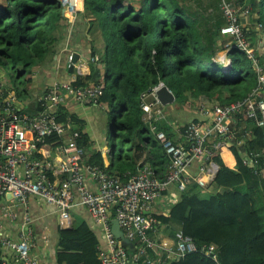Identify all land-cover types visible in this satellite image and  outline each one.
<instances>
[{"label": "trees", "instance_id": "16d2710c", "mask_svg": "<svg viewBox=\"0 0 264 264\" xmlns=\"http://www.w3.org/2000/svg\"><path fill=\"white\" fill-rule=\"evenodd\" d=\"M180 1L190 0H82L83 11L77 12L76 18L83 24L73 25L63 16L58 0H0V90L3 96L12 92L18 100H31L36 70L47 67L55 45L71 28H79V33L83 32L80 41L87 44L93 61H89V75H77L73 85H100L98 102L113 120L112 152L104 156L91 149L85 121L69 112V104L90 107L91 101L77 103L67 98L57 105L46 102V109L63 126L64 137L77 133L73 141L86 151L87 164L124 175L142 165L144 157L160 179L168 158L155 133L162 131L172 138L163 123H157L156 132H152L150 123L143 120L142 94L163 84L174 96V110L199 98L212 105L250 98L255 103V117L241 111L233 118L231 137L218 136L208 142L213 151L211 161L219 168L209 184L212 192L202 197L206 190L191 182L167 212L154 217L160 224L158 232L169 231L175 242L181 231L199 250L177 261L161 252L165 264H264V124L257 108L259 102L264 105V55L257 45L264 37V0H216L213 11L198 18L196 13L188 14ZM223 2L235 10L249 5L250 23L242 31L253 58L232 44L224 47L228 42L219 33L225 25ZM257 28L261 33L252 31ZM218 51H226V70L215 61ZM50 87L43 89V94ZM37 106L43 109L40 102ZM62 144L63 137L53 134L38 147L53 150ZM104 243L102 230L91 219L66 229L59 227L56 264H100L98 254ZM131 243L133 250L123 247L129 254L138 247L137 242ZM207 248L215 258L203 253ZM148 254L154 260L153 254ZM136 264L149 263L141 258Z\"/></svg>", "mask_w": 264, "mask_h": 264}, {"label": "built area", "instance_id": "2783aa9c", "mask_svg": "<svg viewBox=\"0 0 264 264\" xmlns=\"http://www.w3.org/2000/svg\"><path fill=\"white\" fill-rule=\"evenodd\" d=\"M58 1L67 17L76 15L82 5V0ZM221 10L225 25L219 33L228 42L224 47L232 44L253 58L237 10L224 2ZM73 82L75 78L67 83L52 84L48 92L35 101L37 110L34 114L20 107V101L14 93L8 92L3 96L0 90V196L10 194L12 202H16L15 206L5 210L4 218L13 222L16 220L14 208L18 206L22 211L17 241L7 237L0 220V264H40L31 252L34 237L31 228L33 219L29 212L31 197L54 207L61 228L71 226L74 209L84 208L93 224L103 233L105 247L99 250L100 264H136L141 258H145L149 264H165L160 256L167 251L168 246L167 242L159 239L160 224L153 213L155 204L171 187L181 193L191 182L204 188L213 179V151L207 147L209 140L218 136L231 137L233 118L241 111L244 110L248 117H255L253 100L248 98L226 105L201 103L199 113L202 119L190 121L183 131L185 140L178 143L162 131L156 132V125L164 115L155 96L159 84L141 95V110L143 120L150 123L152 132H156V139L168 158L167 170L162 179L144 163L139 164L134 172L124 175L110 174L98 166L87 164L86 151L73 141L76 132L68 133L66 143L55 149L62 158L51 170L40 156L46 153L45 150L38 146L44 143L45 138L53 134L64 137L66 132L46 109L45 103L57 105L71 98L77 103L89 100L95 107L103 106L98 102L102 95L99 84L79 88ZM38 102L43 107L41 111ZM257 108L264 115L262 102L257 104ZM197 162L201 163L199 172L197 176H191V167ZM48 174L54 178L62 174L64 178L50 180ZM89 183L93 184L94 189L89 188ZM114 219L118 221L124 237L138 243L134 253H127L112 235L111 221ZM177 236L173 254L178 259L199 251L191 237L181 231ZM202 251L215 258L211 248ZM149 252L153 254L154 260L150 259ZM5 257H9L10 261L5 260Z\"/></svg>", "mask_w": 264, "mask_h": 264}, {"label": "crops", "instance_id": "0c3cea01", "mask_svg": "<svg viewBox=\"0 0 264 264\" xmlns=\"http://www.w3.org/2000/svg\"><path fill=\"white\" fill-rule=\"evenodd\" d=\"M83 5V4H82ZM82 5H80L79 10H83ZM78 10V12H80ZM209 12V10H207ZM82 12V11H81ZM80 12V13H81ZM210 13V12H209ZM77 14V13H76ZM205 15V14H204ZM64 17L68 19L70 23H76L77 24H83L81 22L80 18H76V15L73 17H67L63 14ZM74 25V24H73ZM81 33H79V28H72L66 35V37L61 41L59 44L55 45L54 52L55 55L49 62L46 68H40L36 70L35 77L37 80L35 82V88L33 89L32 93V99L31 100H19L20 101V107H23L27 112L30 114H34L36 112V106L35 101L36 98L40 97L44 92L43 89L50 87L54 83H63L68 80L74 79L77 75L78 76H87L90 73L89 68V61H91L90 53L88 51V46L85 43V41L81 40ZM86 33V32H85ZM217 43L220 45V41H217ZM220 53H223V51H218L215 55V61H219L221 63V60L219 59ZM225 57V55H224ZM226 58V57H225ZM218 59V60H217ZM102 69V68H101ZM202 103V104H211L209 101H207L205 98H199L196 101H191L189 105H187V108H191L193 103ZM173 105V104H172ZM170 106H162L163 111V119L162 122L164 126H167L169 133L171 134V138L175 140L178 143L183 142L184 135L181 130H179L178 127H176L177 122L173 121L171 118V111H174V107ZM91 108H97L99 111L104 110L105 113L107 109L102 106V108H98L93 106V104L90 107L84 106V105H76L74 103L69 104V112L76 114L80 119L85 121V132L88 133L90 141H91V149L93 150H100L102 154L105 156L106 153L109 154L112 152V149L107 148L106 146V138L103 133H105L104 129H102L103 133L99 134L97 131L99 130V127L102 126V121L99 118L98 122L96 123L95 119L96 114L94 112H89V109ZM186 108V107H185ZM195 108V107H194ZM198 107L196 110L193 111V116L191 117L190 121L200 120L202 119L200 113H199ZM189 123V122H188ZM99 126L97 130L96 126ZM67 137H63V144L66 143ZM45 150V149H44ZM46 153L41 154V158L45 162V165L49 167L51 170L57 166L58 162L62 158V155L59 151L53 150H45ZM103 156V158H104ZM144 164H147L144 157L140 159V162ZM110 160L107 159L106 163L109 164ZM201 163L197 162L194 163V165L191 167L190 174L191 176H197L199 172V166ZM52 177V176H51ZM58 179L62 180L64 178V175L59 174ZM212 182V180L207 183V185L204 187L206 190L204 194H202V197H206L208 193L212 192L211 186L209 187V184ZM89 188H93V184L89 183ZM179 197V192L176 190L175 187L169 188L166 192L163 193L161 199L155 204L153 208L154 214H163L164 212H167L168 207L175 202ZM16 203V202H14ZM12 202V199L9 197L0 196V220L3 222L4 225V231L12 241H17L19 237V223L21 220V210L20 207L14 208V213L16 215L15 221H9L6 218H4L5 210L9 206H15ZM29 212L31 214V217L33 219L31 223V228L33 231V242H32V255L34 258L37 259V261L40 264H56L55 261V253L54 248L56 245V237H57V230L60 227L58 223L57 214L55 212L54 207H51L42 201L38 200L35 197L29 198ZM82 220H85L89 223L90 217L87 213V211L82 208L78 207L74 209L71 213V225H76L80 223ZM61 228V227H60ZM66 229V228H61ZM159 239L167 242L168 249L166 252H164L165 256L170 255L168 257L169 260H172L171 258H174L176 261L178 258L176 255L173 254L174 251H176L174 241L170 237L169 231H160ZM172 254V255H171ZM7 256V254H6ZM5 260H9V257H5ZM12 260V259H11Z\"/></svg>", "mask_w": 264, "mask_h": 264}, {"label": "rangeland", "instance_id": "374dc122", "mask_svg": "<svg viewBox=\"0 0 264 264\" xmlns=\"http://www.w3.org/2000/svg\"><path fill=\"white\" fill-rule=\"evenodd\" d=\"M216 3V0H190L189 2H183V1H180L179 4L180 5H183L185 8H187V13L188 14H191L192 13H196V15L194 17L198 18L200 15H208L210 14L209 12H212L213 11V7L216 5L214 4ZM198 4H200V6H198ZM207 4L208 5V10L209 12L207 11V9L205 8V10L203 9L204 5ZM217 8L220 10V6L219 4L217 5ZM240 9H237L236 13L239 15V19H240V22H241V25L243 27H246L249 25V18L250 17V9H249V5L248 4H244L242 5L241 7H239ZM80 12L83 11V10H79ZM244 11H247L245 14H244ZM254 15H252L253 17ZM256 17V16H254ZM252 31H257L258 33H261V29L260 28H257V29H252ZM264 37H262L261 39H259L257 41V45H258V52L260 54H263L264 55ZM223 44V42L221 43V45ZM99 43H97L96 41V45L95 46H98ZM226 54V51H223V53H220V60H221V63H222V66L223 67H227V63H228V59L224 57V55ZM218 60V59H217ZM253 103V107H255V103L254 101L252 102ZM195 107V108H194ZM198 107H200V103H193L191 108H181V109H177V110H174V111H171V118L173 119V121L179 123L181 126H179L178 128H180L181 130V127L186 128L188 122H190L191 120V117L193 116V111L196 110ZM22 108V107H21ZM89 112H94L96 114V123L98 122V119L100 118L101 121H102V126L99 127L98 125L96 126V129H98L99 127V130L97 131L99 134H102L103 131L102 129H104L105 133H103V138H104V135H105V138H106V141H107V147L109 149H112L113 147V142L114 140L112 139V118L111 117H108L107 115H105V111L104 110H101L99 111L97 108H91L89 109ZM251 113V112H250ZM263 121H264V115H263ZM162 122V120H161ZM264 124V123H263ZM183 125V126H182ZM102 132V133H101Z\"/></svg>", "mask_w": 264, "mask_h": 264}, {"label": "water", "instance_id": "95a60500", "mask_svg": "<svg viewBox=\"0 0 264 264\" xmlns=\"http://www.w3.org/2000/svg\"><path fill=\"white\" fill-rule=\"evenodd\" d=\"M62 14H64L63 10H62ZM228 67H229V65H228ZM155 96H156L157 101L163 107L170 106L174 103L173 94L163 84H161L160 87L156 90ZM111 136H112V134H111ZM218 170H219L218 166L214 164V166H213V178L215 177ZM6 197L11 198V195L7 194ZM111 233L116 240L120 241L122 247H128L130 250L134 249V246L132 245V243L127 238L124 237L122 231L120 230L119 223L116 219L111 221Z\"/></svg>", "mask_w": 264, "mask_h": 264}, {"label": "clouds", "instance_id": "9594fccd", "mask_svg": "<svg viewBox=\"0 0 264 264\" xmlns=\"http://www.w3.org/2000/svg\"><path fill=\"white\" fill-rule=\"evenodd\" d=\"M228 64H229V62L227 63V67H228ZM227 67H226V68H227ZM226 68H225V67H223V70H226ZM161 106H162V105H161ZM112 139H113V137H112Z\"/></svg>", "mask_w": 264, "mask_h": 264}, {"label": "bare ground", "instance_id": "6f19581e", "mask_svg": "<svg viewBox=\"0 0 264 264\" xmlns=\"http://www.w3.org/2000/svg\"><path fill=\"white\" fill-rule=\"evenodd\" d=\"M182 107V106H181ZM159 128V127H158ZM234 130V129H233Z\"/></svg>", "mask_w": 264, "mask_h": 264}]
</instances>
